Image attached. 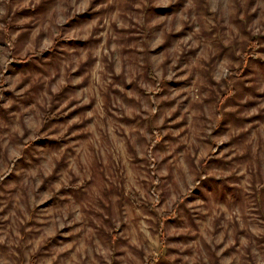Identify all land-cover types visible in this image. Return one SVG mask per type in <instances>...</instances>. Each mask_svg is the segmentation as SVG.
Here are the masks:
<instances>
[{"label":"rangeland","instance_id":"rangeland-1","mask_svg":"<svg viewBox=\"0 0 264 264\" xmlns=\"http://www.w3.org/2000/svg\"><path fill=\"white\" fill-rule=\"evenodd\" d=\"M52 47L0 89V264H264V0H0V81Z\"/></svg>","mask_w":264,"mask_h":264},{"label":"trees","instance_id":"trees-1","mask_svg":"<svg viewBox=\"0 0 264 264\" xmlns=\"http://www.w3.org/2000/svg\"><path fill=\"white\" fill-rule=\"evenodd\" d=\"M6 1H11V0H6ZM8 27H5L3 30V37L4 40L7 42V45L10 49V51H12L14 49V42L11 40L10 35L8 33ZM258 41L255 38H252L247 45V48L243 51L242 54H244V58L248 61L250 59L253 60H257L259 58V56L257 54L254 53V49H255V44H257ZM54 47L50 48L49 50H36L34 52H28L26 53L25 56H16V55H12L10 54L8 60L6 61L5 65H4V69L2 70V80L0 81V89L5 85L4 83V74L5 71L10 67V65L14 64V65H27V64H31L34 63L36 60L39 59H43V57L48 53H52L54 51ZM256 51V50H255ZM148 75H150L152 77V79L155 82L156 85V91H163V87L161 86V81H159L157 79V77L151 72L150 69H148L147 71ZM243 73V70L241 69H232L229 71V73H227L226 78H225V84H226V92L220 97L219 99V103H221L223 100H225V98H227L230 95H234L235 93V86L233 84V82L231 81L232 76L236 75V76H241ZM162 87V88H161ZM150 96L151 101H153V106H154V110L157 108V104H156V92H149L148 93ZM4 95V91L0 90V97H2ZM55 119L57 118L56 116H50V112L48 111L45 115L44 121L48 122L51 119ZM153 135L150 138L148 144V152L151 153V151L158 145L160 144L163 135L161 133V130L159 128L153 129L152 130ZM216 152V147H213L210 151V153L203 159V162H207L209 161L213 154ZM16 160H14L12 163H15ZM11 163V164H12ZM10 169H12V165H10ZM10 171V170H9ZM4 179V178H3ZM2 178H0V184L3 181ZM199 180H197L198 182ZM192 191L189 189L187 191V193L183 196H180L175 203L173 204V206L171 207V209L169 211L163 212L161 218L164 221H170V220H175L178 216H179V206L182 202L183 199H185L186 197H189V195H191ZM157 199V198H156ZM159 234L161 237V245L163 246L165 244V230L162 228H159ZM161 260V256L158 253H153L149 260L147 261L146 264H158V262Z\"/></svg>","mask_w":264,"mask_h":264}]
</instances>
